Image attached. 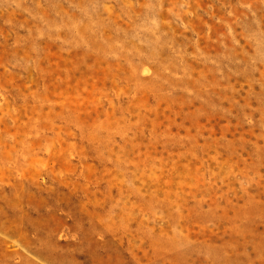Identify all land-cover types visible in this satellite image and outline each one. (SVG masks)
<instances>
[{
  "label": "rangeland",
  "instance_id": "obj_1",
  "mask_svg": "<svg viewBox=\"0 0 264 264\" xmlns=\"http://www.w3.org/2000/svg\"><path fill=\"white\" fill-rule=\"evenodd\" d=\"M0 264H264V0H0Z\"/></svg>",
  "mask_w": 264,
  "mask_h": 264
}]
</instances>
